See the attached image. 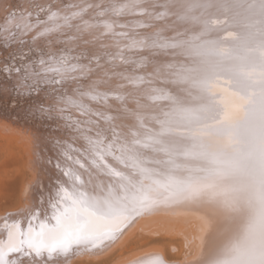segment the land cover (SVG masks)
<instances>
[{"label": "bare ground", "instance_id": "6f19581e", "mask_svg": "<svg viewBox=\"0 0 264 264\" xmlns=\"http://www.w3.org/2000/svg\"><path fill=\"white\" fill-rule=\"evenodd\" d=\"M69 2L68 7L51 5L47 18H37L34 25L38 28L35 27L37 35L44 36L49 44L51 40L47 36L51 35L38 33L51 31L54 34L58 26L64 27L63 24L69 22L71 30L67 36L70 39L63 43L75 47L77 50L72 49L76 53H87L84 63L74 61V69L65 74L66 80H70V86L67 85L70 101L63 96L65 100L56 101V104L65 101L63 104L67 107L70 102L76 106V113L73 111L84 114L85 125L84 120L79 121L83 124V127L78 125L79 128L71 120L77 131L71 123L67 129L71 126L76 137L63 135L51 141L28 142V167L36 174L21 190L19 206L0 212V264H145L152 257H159L163 264H213L226 247L242 238L249 215L247 206L233 211L206 195L185 199L166 194L152 180L126 167L115 156L119 155V145L126 141H144L148 135L163 132L161 138L174 153L171 159L181 165L178 169H172L167 163L170 157L165 152L135 145L144 153L145 166L153 170L154 179L163 181L169 171L180 180L204 178L210 176V169L227 166L182 154L207 151L220 154L222 161L237 166L228 183L238 188L247 183V150L252 130L257 127L264 108L261 88L264 72L260 70V62L264 61V0ZM53 13L55 17L50 19ZM26 22L22 23L29 27L28 20ZM62 29L68 30L67 27ZM34 30L32 32H36ZM35 34L29 35L35 40H31L32 46L37 44ZM56 39L52 42L60 43L61 40ZM43 44L46 43L40 45ZM63 49H58L62 51L61 56ZM70 53L68 56H76ZM91 58L97 63L91 62ZM58 60L54 62L58 64ZM205 108L210 111L201 112ZM60 112L65 117V112L61 109ZM187 113L200 114L207 119L204 122L189 120ZM206 123L214 128H226L228 134H207ZM90 140L102 141V147L112 144L113 154L105 156L112 167L151 186L153 195L169 198L134 217L115 239L105 240L95 247L90 243H73L67 253L49 254L45 247L37 255L35 245L50 246L55 242L53 234L55 239L63 237V229H55L54 217L63 207L61 197L65 191L101 198L107 194L110 184L115 187L117 178L93 164L96 157ZM38 166H41L40 173ZM96 224L100 231L113 226L103 220Z\"/></svg>", "mask_w": 264, "mask_h": 264}, {"label": "snow or ice", "instance_id": "6c2138e0", "mask_svg": "<svg viewBox=\"0 0 264 264\" xmlns=\"http://www.w3.org/2000/svg\"><path fill=\"white\" fill-rule=\"evenodd\" d=\"M55 17V13L51 18ZM110 27V26H109ZM51 30V29H48ZM161 47L169 45H160ZM176 46V45H171ZM60 71V69H53ZM260 70L264 72V61L260 62ZM183 78V77H182ZM264 90V84L261 85ZM96 97H93L95 99ZM210 108L202 109L208 112ZM187 119L198 122L206 121L200 114L187 113ZM167 123V122H165ZM206 132L211 135H227L226 128H214L206 123ZM136 133L133 132V136ZM163 132L148 135L144 141L135 139L119 145V155L115 156L126 167L136 169L142 177L152 180V183L164 193L180 196L185 199H196L208 196L217 199L233 211H240L243 206L249 209L247 223L244 226L242 238L226 247L220 257L213 264H264V108L261 109L259 123L252 130L249 148L247 150L248 164L246 166L247 183L238 188L228 183V178L236 171L235 164L222 161L220 154L207 151L199 153L184 152V156H199L213 164L225 163L224 168L210 169V176L198 179L180 180L172 171L165 175L163 181L153 178V170L145 166V155L135 145L151 148L153 151H162L169 155L167 163L172 169H178L180 164L171 159L174 155L170 145L161 137ZM119 139V137H117ZM91 150L96 159L93 164L100 171L116 177L115 187L109 185L107 194L101 198H87L82 193L65 191L61 197L62 209L55 216V229H63V237L55 240L50 246L43 243L35 245L36 254L39 255L45 247L49 254L54 252H69L71 245L90 243L93 247L105 240L115 239L116 234L128 226L129 222L142 212L150 211L168 195H153L154 189L145 186L142 182L134 180L130 175H125L120 170L112 167L106 160V155L113 154V145H102V141H91ZM159 146V147H157ZM177 155L180 153H176ZM81 167H84L82 164ZM67 174V173H66ZM76 179H79L77 176ZM103 191V189H102ZM110 222L113 226L105 231H100L96 221ZM33 246V245H29ZM19 250V249H13ZM145 264H163L159 257H152Z\"/></svg>", "mask_w": 264, "mask_h": 264}, {"label": "rangeland", "instance_id": "374dc122", "mask_svg": "<svg viewBox=\"0 0 264 264\" xmlns=\"http://www.w3.org/2000/svg\"><path fill=\"white\" fill-rule=\"evenodd\" d=\"M55 1L56 2H50L46 0H7L6 3H4L5 0H0V10L2 9L0 11V212L2 213H5L6 211L19 206L21 190L23 189L25 184L33 180L36 174L35 170L33 171L32 168L30 169L28 167V156L30 155L27 153L26 148L28 142L29 144H36L38 140L51 141L53 138L57 136L61 137L63 135H65L64 137H76L75 133L77 129L73 125L77 124V126L79 125L83 127V124H79V121L81 123V121L84 120V114L80 111L75 114L76 106L71 105V102H68L70 107L69 105L67 107V105L63 103H65V99H68L66 101H70V96H68L69 93L67 92V88L70 86V80L69 82L67 81L68 78L65 77V74L68 73L69 70L74 69L75 63L79 64V60H81L80 64H82L81 62L84 63L83 60L86 61L87 53H85L84 51H77L76 53L75 50H73L75 47H73L72 45H70L71 47H69V45L67 46L68 43L66 45L64 44L66 40L69 42L70 39V37L67 36V33L69 32L70 34L71 30L68 29L69 27H71L69 26L71 25L69 22L64 23V27L58 26L60 29H58V27H55L56 29H54L56 31L57 29L59 30L57 31L58 33L56 31L54 32V29V34H51V31L50 33H38H46V36L47 33L51 35V37L49 36L51 39L47 36V38L51 40L49 41V44H47L48 42L46 41L48 40L44 38V36L41 37V35H37V26L34 25V21L38 22L37 20H44L45 18H47L46 14L49 12V9L51 10V5L53 7H55L56 5H66L65 7H68V3H70V0H60L61 3L59 0ZM4 4H6V7ZM108 4L111 5V1H108ZM108 11L110 12L109 9L106 12L109 13ZM30 13H32L33 16L30 15ZM35 14L37 17L35 16L34 18ZM25 20H28L30 28L28 27V25L25 26L22 23L23 21L26 22ZM5 21L7 23H5ZM8 24H11V26H13L11 27ZM31 24L33 25V27H31ZM41 24L42 21L38 25ZM5 25H7L8 27H5ZM4 27L6 28V30ZM66 27L68 30L65 29L67 30L65 31V33L62 28ZM32 28H35V30H33L36 32H32ZM8 30L11 34L7 32ZM61 32L63 33V35L61 34ZM34 33H36L35 37H37V44L33 43L34 45L32 46V37L30 36L34 35ZM58 34L59 36L62 35V38L59 37ZM53 35H56V37L61 40L60 43L55 44L54 42L57 41L52 42L54 38L55 40H57ZM35 37H33V39H35ZM39 38H41V40H43L44 42L39 41ZM38 41L40 44L46 43L48 46L46 44H43V46L39 44V46H37ZM50 46L54 48L55 53L52 51V47V50L50 49L49 51ZM55 47L59 50H62L64 48L63 56H61L62 51H58V49L56 50ZM45 48H47V50ZM69 51L73 52V54L78 58L74 56V59V57H71L70 55L68 56L67 53L71 54ZM64 54L66 57L64 56ZM39 57H42L43 59H39ZM48 57L49 60H47ZM70 57L72 58V60L74 59L73 63L72 60H69L71 59ZM57 58H59V60ZM91 59V62L97 63L96 59ZM56 60H58V64L54 62ZM40 61H42V63ZM51 61L54 63H51ZM60 62L62 63V68L64 67L63 69L60 66ZM43 63L45 64V66H43ZM53 69H60V71H54ZM62 77L64 78L62 79ZM59 87H61L60 89L62 90H57ZM65 90L67 94H65ZM58 94H61V97L58 96ZM62 99H64V102H62L61 104L60 101ZM58 100L60 101L56 104V101ZM55 104L58 105V107H56ZM59 106L65 109L59 108ZM56 108H59V110H57ZM60 109L61 111L63 110V112H65V117L61 116L62 113L60 112ZM73 110L75 111V113ZM73 115L74 117H72ZM63 122L64 124L66 123V126L64 127H62V125H64ZM70 123L72 128L74 127L76 131H73L74 128L72 129L71 126V129H67ZM72 123L74 124L72 125ZM82 123H84L85 125V120ZM59 125H61L60 129L58 128ZM31 156L32 158H34L35 153H31ZM38 171L39 173L41 172V166H38ZM74 264H84V262H77Z\"/></svg>", "mask_w": 264, "mask_h": 264}]
</instances>
